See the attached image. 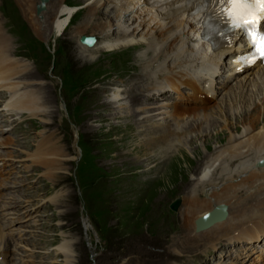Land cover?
Wrapping results in <instances>:
<instances>
[{"label":"rangeland","instance_id":"rangeland-1","mask_svg":"<svg viewBox=\"0 0 264 264\" xmlns=\"http://www.w3.org/2000/svg\"><path fill=\"white\" fill-rule=\"evenodd\" d=\"M63 1L77 8L78 12H75L74 18L72 16L63 34L54 33L49 27L46 28V35L41 37L33 30L29 15L23 11L19 0H0L2 28L14 41V50L17 48L14 57L23 60L32 71L26 75L23 85L33 87L38 93L41 91L43 107H47V112H53L47 116L27 111L14 112V115L6 114L4 117L5 132L0 139L8 137L12 144L0 146L4 154V159L0 160V180H3L0 187V221L6 232L4 246L7 245L4 247L6 261L3 264H171V258H174L170 254L171 245L184 236L181 212L186 197L194 193V168H205L207 160L201 161V155L213 156L228 145V140L209 146L204 138L198 145L192 146L190 141L194 132L183 135L184 142L171 136L165 145H168L169 151L177 149V152L165 164L166 167L162 164L163 168L158 166L152 173L148 172L153 163L146 151H139L136 146L145 149L154 137L164 139L174 126L158 128L164 120L148 112L140 123V129H136L128 94L132 87H137L141 90V102L150 100L142 95L149 80L141 70L150 61L148 58L153 55L152 52L156 53L154 48L159 51L160 45L154 47L157 40L152 37L151 48L147 40L146 47L137 51L132 48L116 52L103 50L101 40L129 36L132 29L129 28L130 32L124 35L119 30L123 26L117 25L111 30L107 27L109 31H105L108 35H103L101 29L92 30L88 24L102 23L104 26L106 21L114 20L116 16L111 6L99 9L96 17L89 13L94 5L80 8L87 0ZM101 1L105 0H97L96 3ZM53 2L55 0H49L47 10L41 13L36 8L34 15L44 20L50 14ZM57 17L58 14L54 13L51 21ZM21 20L26 22L27 30L20 29L18 23ZM85 34L98 36L99 43H102L97 45L98 48L90 49L91 52H84L93 56L95 63L91 66L75 57L81 48L79 37ZM115 44L113 46L118 47L123 43ZM113 46L104 47L113 49ZM51 47H56V52H51ZM123 52H127L128 57L122 59ZM158 65L155 68L162 66ZM153 72L148 73L151 87L159 81L154 78ZM237 82H229L230 85L224 89V82L219 78L216 83L217 100L210 103L212 109L219 107L222 111L225 103L229 104L234 99L232 91ZM122 83L124 89L120 88L119 92L124 94L125 99L112 108L103 106L113 90L118 89L115 85L121 87ZM1 92L0 97H4L5 93L2 96ZM173 100V94L165 96L160 105L167 106ZM144 106L140 110L154 107ZM242 108L235 102L230 114L237 116ZM219 110L213 118L222 125L226 119L216 116ZM216 131L221 132L222 127L218 126ZM227 132L225 130L229 136ZM242 132L243 128L234 131L236 135ZM204 136L208 137V133ZM45 141L63 149V159L67 162L65 168L55 171L56 175L52 178L43 166L28 159V155L37 151L38 145ZM179 146L185 151L180 153ZM186 159L189 164L185 163ZM178 160L183 167L180 175L175 165ZM188 183L189 187L185 189ZM252 195L264 200L262 189ZM14 198L18 201L15 202ZM177 198H182L183 204L175 212L170 206ZM63 247H67V251L63 252ZM205 247L200 250L188 248V252L175 257L187 264H197L192 254L203 256Z\"/></svg>","mask_w":264,"mask_h":264},{"label":"bare ground","instance_id":"bare-ground-1","mask_svg":"<svg viewBox=\"0 0 264 264\" xmlns=\"http://www.w3.org/2000/svg\"><path fill=\"white\" fill-rule=\"evenodd\" d=\"M19 1L23 11L29 15L28 20L33 30L41 37L46 35L48 31L46 28L49 29V27L54 33L56 32L58 35L63 34L69 26L70 19L78 11L77 8L63 3L65 2L63 0H55L50 5V17L47 14L48 17L43 20L41 17L34 15L38 0ZM39 1V5L46 4L45 0ZM145 1L149 2V0ZM182 1L164 0L160 4L152 5L148 3L152 6H146L142 0H105L98 3H96L97 0H87V3L80 6L81 8L85 5V7L94 5L89 10V13H92L96 17L99 15V9L108 8L109 6L113 8L114 16H116L115 19L106 21L104 26L102 23L88 24L92 30L101 29L103 35H108L106 31H109V29L107 30V27H110L111 30L118 25L120 27L123 26L119 30H124L122 31L124 34L126 33L125 30L131 28L132 33L142 32L141 36L144 35L143 37L147 39L155 37L156 43H160L159 51L156 50L157 47L154 48L153 51H156V53L152 52L153 55L148 58L150 61L143 68V70H149L147 73H150L162 57L163 61L167 62V65L160 68V70L157 67V71L159 72H153L154 76L158 74L162 81L159 80L156 82L157 84L149 87L153 92H143L142 94L146 96V99L152 101L151 105L154 107L149 108L146 105L144 106L147 107L146 109L140 110L143 103L139 98L141 95L140 88H132L131 93L128 94L132 107L130 110L131 118L134 116L133 123L136 129H140V123L145 119L144 115L148 112H153L152 115L156 117L160 116L164 120L162 126L158 124V128H171L174 126L173 129L167 132V136L164 139L154 137V140L148 143L145 149L142 146H136L139 151H146L145 154L153 163L148 172L152 173L154 168L160 167L162 164L165 166L169 162V159L177 152V149L173 152L169 151L168 145H165L169 143L171 136L181 141L183 135L194 132L195 135H193L190 141L192 146L198 145V142L204 140V138H206L209 146L211 143H222L225 139L228 140V145L216 151L213 156L208 158L207 154L201 155V161L207 160L205 168H202V166H195L194 168L196 171L194 193L186 197L183 211L181 212V222L185 229L184 233H182L184 237H179L180 239L171 245L170 254L175 260L178 259L176 257H180L188 252V248L206 245L216 248L218 246L217 242L220 244L221 240H226L227 243L234 240L243 242L247 237L254 245L261 242V238L264 237V200L258 199V195H252L253 192L259 193L260 189L264 192V164L260 163L264 158V68L258 65L259 67L254 68V70L251 69L252 71L249 69L244 74L236 75L240 79L232 91L235 94V96L233 94L234 99L230 103L228 102L229 104L225 101L226 103L222 111L219 110V107L217 108L220 112L216 116L226 119L224 124H219L214 119L217 109H212V105L210 104L212 103V99L208 96H203L205 89L200 86V83L203 78L213 83V79L217 73V65L220 63L218 61L223 55H220V52L210 53L200 41L193 39L192 33L194 34L201 15H192L191 8L183 4ZM45 10H40L38 13ZM54 13L58 14V17L51 21ZM126 18L127 21H125ZM24 23L26 24V22L21 20L18 25L20 29L24 28L27 30L28 28ZM89 27L87 26V28ZM127 32H130V29ZM125 41L127 39L119 41L107 39V41H103V45L113 46L115 42L124 43ZM97 45H102V43L100 44L98 41L92 48L80 45L81 52L77 51L75 57L84 64L91 66L95 63L93 56L84 54V52H91L90 49L98 48ZM152 46L150 44L149 48ZM15 50L14 41L5 33L0 20V92L6 90L9 93V99L6 101L5 108L16 113L27 111L31 114L38 113L39 116L51 115L53 112H47V107H43L44 100L42 101L41 91L38 93L33 87L30 88L23 85L25 84L23 80L26 79V75L32 71L23 60L14 57ZM137 57L141 56L138 55ZM250 74L254 75L250 78ZM246 77L249 78L245 81L244 78ZM247 86L248 90H245ZM163 87H169L179 95L178 100L173 101L171 104L169 103L170 105L167 103L169 109L166 108L165 111L159 110L162 107L159 103L160 101L158 102L160 97L168 94L167 90L161 92ZM184 87L188 89L187 93ZM240 87L244 88L240 89ZM120 88L118 87V89L113 90L110 95L111 97L103 103V106L112 108L114 104L125 99L124 94L119 92ZM211 90H213L212 87L207 89L209 92ZM4 93L1 92L2 96H4ZM126 99L128 98L126 97ZM235 102L243 108L239 114H236L237 116L233 117L230 112L231 109L233 110ZM218 126L222 127L221 132L216 131ZM237 128H243V132L236 135L234 131ZM225 130L228 131L229 136H227ZM215 131L216 133H214ZM1 132L3 133V131ZM206 133H208V137L204 136ZM132 138L135 139L136 136L133 134ZM9 143L11 142L8 137L0 140V145H7ZM51 144L53 143L49 145L48 141L40 143L37 151L29 154L28 159L32 163L43 166L48 171L47 175L50 173V177L52 178L53 175L54 177L56 175L55 171L65 168L67 162L65 161L66 159H63L65 156L63 149ZM178 148L180 153L183 150L185 151V148L182 146ZM197 149L201 151L200 148ZM171 153L172 155L169 156ZM184 161L186 164H189L187 159ZM177 162L175 164L176 171L180 175L179 173L183 171L182 162L179 160ZM238 162L239 165L237 164ZM236 164L238 165L237 167ZM227 165L230 167L228 168ZM1 174L2 171H0V176ZM2 183L3 180H0V187ZM184 187L185 189L188 188L189 183ZM14 200L15 202L18 201L15 198ZM218 208H222L228 213L226 220L215 223L213 226L198 232V219ZM4 237L3 227L0 223V247L4 241ZM63 246H66V244ZM62 249L64 252L67 247H63ZM222 249L224 251L222 253L224 258L232 257V249L229 245L225 243V245H222ZM251 251L253 253L251 257L255 253L257 255L249 264H264L263 249H256L255 251V248H251Z\"/></svg>","mask_w":264,"mask_h":264},{"label":"snow or ice","instance_id":"snow-or-ice-1","mask_svg":"<svg viewBox=\"0 0 264 264\" xmlns=\"http://www.w3.org/2000/svg\"><path fill=\"white\" fill-rule=\"evenodd\" d=\"M221 9L233 28L245 30L260 58H264V0H221Z\"/></svg>","mask_w":264,"mask_h":264},{"label":"water","instance_id":"water-1","mask_svg":"<svg viewBox=\"0 0 264 264\" xmlns=\"http://www.w3.org/2000/svg\"><path fill=\"white\" fill-rule=\"evenodd\" d=\"M47 1L48 0H45V2H47ZM45 7H46V4H44V5L38 4L37 10L38 11L43 10V9H45ZM81 40L84 43H87L89 45H92L95 41V39L93 37H89V36H83L81 38ZM174 206L175 205H173V207ZM226 215H227V212L224 209H222V208L215 209L214 211L208 213L205 217H202L199 219V227H203L206 224H212L216 221L222 220L225 218Z\"/></svg>","mask_w":264,"mask_h":264}]
</instances>
